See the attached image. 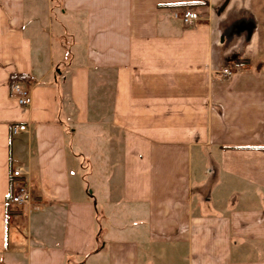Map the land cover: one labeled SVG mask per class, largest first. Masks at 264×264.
Listing matches in <instances>:
<instances>
[{"label":"crops","instance_id":"0c3cea01","mask_svg":"<svg viewBox=\"0 0 264 264\" xmlns=\"http://www.w3.org/2000/svg\"><path fill=\"white\" fill-rule=\"evenodd\" d=\"M0 264H264V0H0Z\"/></svg>","mask_w":264,"mask_h":264},{"label":"built area","instance_id":"2783aa9c","mask_svg":"<svg viewBox=\"0 0 264 264\" xmlns=\"http://www.w3.org/2000/svg\"><path fill=\"white\" fill-rule=\"evenodd\" d=\"M173 16L179 19L185 25H191L197 20L196 12L191 8L182 9L179 12H175ZM220 74L230 76L231 72L228 69H221ZM10 93L14 96L16 103L21 107H26L30 104V95L25 87L20 86L17 82H11L9 86ZM24 130L23 125H13L10 128V135H16L20 131ZM10 176L18 178L21 176L20 168L13 169L10 172ZM31 203V194L25 188L24 184L20 181H14L12 183V189L8 194V204L14 206H26Z\"/></svg>","mask_w":264,"mask_h":264},{"label":"trees","instance_id":"16d2710c","mask_svg":"<svg viewBox=\"0 0 264 264\" xmlns=\"http://www.w3.org/2000/svg\"><path fill=\"white\" fill-rule=\"evenodd\" d=\"M10 79H11V81H15L16 77H15L14 75H12V76L10 77Z\"/></svg>","mask_w":264,"mask_h":264},{"label":"rangeland","instance_id":"374dc122","mask_svg":"<svg viewBox=\"0 0 264 264\" xmlns=\"http://www.w3.org/2000/svg\"><path fill=\"white\" fill-rule=\"evenodd\" d=\"M27 3V2H26ZM76 48V47H75Z\"/></svg>","mask_w":264,"mask_h":264}]
</instances>
